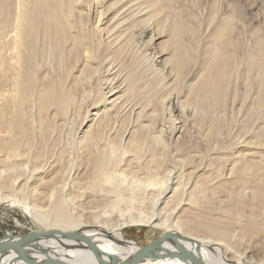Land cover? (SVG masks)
Masks as SVG:
<instances>
[{"label": "bare ground", "instance_id": "6f19581e", "mask_svg": "<svg viewBox=\"0 0 264 264\" xmlns=\"http://www.w3.org/2000/svg\"><path fill=\"white\" fill-rule=\"evenodd\" d=\"M97 1L106 4V25L129 12L143 38L166 47L155 56L162 87L145 93L144 106L132 103L144 90L122 76L112 57L118 41L109 42L103 57L87 45L74 15L84 2L0 0V204L40 226L18 249L0 252V264L130 261L139 247L123 229L142 224L171 233L203 264H264L252 260L253 251L264 252V145L258 142L264 123L238 138L230 131V147L222 141L228 105L236 102L231 76L241 66L232 42L219 38L199 57L198 47L183 41L195 33L178 20L167 22L159 0ZM91 3L96 20L102 8ZM193 62V77L183 76ZM248 65L260 66L255 52ZM257 77L264 86L260 72ZM170 106L194 118L200 109L210 116L198 133L203 149L178 144L182 127L165 142ZM82 110L70 147L67 137ZM127 114L133 121L119 130ZM209 136L220 143L209 144ZM173 253L165 242L140 264H191Z\"/></svg>", "mask_w": 264, "mask_h": 264}, {"label": "rangeland", "instance_id": "374dc122", "mask_svg": "<svg viewBox=\"0 0 264 264\" xmlns=\"http://www.w3.org/2000/svg\"><path fill=\"white\" fill-rule=\"evenodd\" d=\"M73 1L84 2L79 5V10L76 9L77 12L75 11L74 15L75 20L79 19V15L82 19L87 36V45H90L92 52L98 56L99 52L102 57L106 56L107 52L105 49L109 42L116 44L118 41L119 50H117V47V51L114 52L112 57L117 61L119 71H121L124 78L130 79L141 90H144L141 92V98L137 99L134 97L132 103L141 104L142 106L148 104L150 92L148 94L145 93L148 90H157V88L160 90L162 87L160 79L163 78L161 76L163 73L160 72H162L163 68L155 62V56L165 50L166 47L164 45H155L152 41L143 38L142 25L140 26L137 20H133L129 12H121V16L123 15L121 21L118 24L116 23V26L115 24L111 26L106 25V22H104L107 14L104 1L96 0L98 11L102 8L99 11L101 14L96 16V20L92 13V0ZM158 3L163 10L164 16L168 18L167 22L169 20H178L195 33L194 36L186 34L183 36V41L188 48L198 47L199 57L201 54H205L208 49L215 47L219 38L232 42V49L237 51L238 59L236 65L241 62V66L237 72L238 74H233L230 80V91H232L230 95L231 97L235 96L236 102L230 101L228 105L231 110L230 113L225 115L226 123L223 128V132L227 134L222 136L223 146L230 147L229 145L232 142L231 135L228 134L230 131L234 130L235 136L238 138L253 129L257 121L261 120L264 123V103L259 102V100L264 99V96L260 97L261 94L264 95V86H261L257 77V73L260 72L264 78V0H159ZM125 14L128 15L126 16ZM250 52L256 53V58L260 65L258 69L250 68L248 65ZM193 73L194 62L188 65L183 76H189L188 78H190L191 76L193 77ZM197 111L198 114L201 112L202 115H195L194 118V115L179 113L176 110V106L166 108L164 113L168 132L164 137L165 142L170 144L168 136H170L169 132L171 129L182 127L185 133L178 144H185L187 149H194V147L203 149L205 143L201 141L202 139L200 140L198 133L201 129L207 127L210 116L201 109ZM84 117L85 110H82L74 127H72L71 133L67 137V144L69 143L70 147L76 141L75 134ZM122 119L123 124L121 123L119 130L125 129L133 121L128 114ZM262 133L259 136L260 138H258V142L264 145V128ZM204 140L213 145H216V142L220 143V138H215V136H209ZM262 148L261 152H264ZM26 216L21 209L14 208L10 203L0 204V240L8 236L22 237L28 234H36L35 232L40 230V226ZM163 230L162 228L145 224L138 226L128 225L123 229V236L126 240L133 241L141 248L162 235L164 233ZM190 232L194 234L193 229ZM252 260L257 263L264 262V252L253 251Z\"/></svg>", "mask_w": 264, "mask_h": 264}, {"label": "water", "instance_id": "95a60500", "mask_svg": "<svg viewBox=\"0 0 264 264\" xmlns=\"http://www.w3.org/2000/svg\"><path fill=\"white\" fill-rule=\"evenodd\" d=\"M35 236V234L24 235L20 238L21 240L16 242L0 240V252L7 248L18 249L20 244L34 238ZM165 242H171L174 245L175 250L177 251V253H173L174 255L172 254L171 256H175L191 264H203L194 256V253L186 249L184 245H182V243L178 240V238L173 236L171 233H163L158 238L139 248L137 253L133 256L130 261L121 263H116V261H114L112 264H140L147 258L154 256L157 253L158 247L162 246V244H164Z\"/></svg>", "mask_w": 264, "mask_h": 264}]
</instances>
